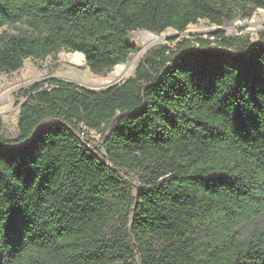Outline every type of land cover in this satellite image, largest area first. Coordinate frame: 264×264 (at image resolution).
Here are the masks:
<instances>
[{"label":"trees","instance_id":"trees-1","mask_svg":"<svg viewBox=\"0 0 264 264\" xmlns=\"http://www.w3.org/2000/svg\"><path fill=\"white\" fill-rule=\"evenodd\" d=\"M257 7L0 0V71L63 49L100 72L137 50L134 30L221 25ZM212 36L153 47L102 90L49 77L16 91L17 133L0 132V264H264V221L238 231L264 215V39Z\"/></svg>","mask_w":264,"mask_h":264},{"label":"rangeland","instance_id":"rangeland-1","mask_svg":"<svg viewBox=\"0 0 264 264\" xmlns=\"http://www.w3.org/2000/svg\"><path fill=\"white\" fill-rule=\"evenodd\" d=\"M25 27L27 24L22 21L14 24L6 23L1 26V30L14 33ZM218 30H223L228 35L248 36L254 41H258L261 37L264 39V8L257 7L248 16L238 12L232 20L224 21L221 25L199 19L195 23H190L181 32L169 27L157 34L160 36L159 39L153 38L146 30H134L130 32L129 38L137 46V50L130 54L126 61L119 63L120 71L115 79L109 76L117 64L100 72H94L86 65L84 56L83 58L78 55L73 57L71 54L74 52L63 49L48 55L44 60L25 58L19 69L11 72L0 71V132L7 137H14L17 133L18 104L16 101L19 97L16 91L22 87L55 77L75 82L91 90H102L133 75L137 62L151 48L161 44L174 45L181 37L193 39L194 35L212 39V34ZM83 137L90 146L101 149L99 132L83 128ZM263 221L264 215L257 218L253 224L242 226L238 230L239 234L250 236L253 226L260 225Z\"/></svg>","mask_w":264,"mask_h":264},{"label":"bare ground","instance_id":"bare-ground-1","mask_svg":"<svg viewBox=\"0 0 264 264\" xmlns=\"http://www.w3.org/2000/svg\"><path fill=\"white\" fill-rule=\"evenodd\" d=\"M143 31H145V30L143 29ZM146 32H148L149 34H151V36L153 38H156V39H159L160 38V36L157 35L156 33H153V32L147 31V30H146ZM76 55L80 56V58H83V54L81 52H77L76 51V52H74V54H71V56H73V57H75ZM73 61L74 62H77L76 59H73ZM119 71H120V66H119V64H117L115 66V68H114V71L110 73L109 78L115 79V77L117 76V74H119Z\"/></svg>","mask_w":264,"mask_h":264},{"label":"water","instance_id":"water-1","mask_svg":"<svg viewBox=\"0 0 264 264\" xmlns=\"http://www.w3.org/2000/svg\"><path fill=\"white\" fill-rule=\"evenodd\" d=\"M54 122H58V123H62L60 120H58V119H54L53 120Z\"/></svg>","mask_w":264,"mask_h":264}]
</instances>
